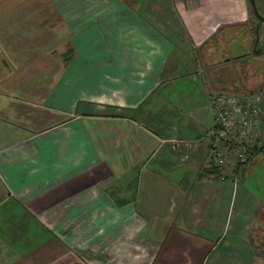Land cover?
Listing matches in <instances>:
<instances>
[{
    "label": "crops",
    "instance_id": "crops-1",
    "mask_svg": "<svg viewBox=\"0 0 264 264\" xmlns=\"http://www.w3.org/2000/svg\"><path fill=\"white\" fill-rule=\"evenodd\" d=\"M149 1L0 0V264H253L263 205L209 156L249 0Z\"/></svg>",
    "mask_w": 264,
    "mask_h": 264
},
{
    "label": "rangeland",
    "instance_id": "rangeland-1",
    "mask_svg": "<svg viewBox=\"0 0 264 264\" xmlns=\"http://www.w3.org/2000/svg\"><path fill=\"white\" fill-rule=\"evenodd\" d=\"M131 4H132V0ZM159 0H150L149 2H152L151 5L154 8L161 9L162 5L163 7L173 6L175 8V16L177 19L179 18L178 16V3H174L172 0H160V4L156 3ZM260 3V6L262 10L264 11V0H258ZM172 11V10H171ZM248 11H249V16H250V22L251 26L255 24V15L253 13V10L251 8V5L248 1ZM262 11V12H263ZM264 15V12H263ZM175 17V18H176ZM165 20L168 23L169 17L165 15H162V17H156V20ZM161 23V22H159ZM162 24V23H161ZM253 28V27H252ZM243 29L240 27L237 29V32L234 33L233 35H229L228 39L225 40V44L222 45V56H226L229 54V56H241L244 54V43L248 41L249 39L246 37V35L242 32ZM252 31V29H251ZM260 42L264 43V24H262V27L260 29ZM262 43L259 45L261 46ZM238 62L232 64L226 71L222 72L225 74L227 78H229L230 84L233 85H238L241 86L243 90L247 89H255V85L257 84V87H262L264 88V59H261L260 61H254L252 60H243V57H238L237 58ZM250 62L251 64H249ZM240 63V68L237 67V64ZM248 64V65H247ZM228 72V73H227ZM228 81V82H229ZM254 86H250L253 85ZM231 91V90H227ZM236 91V90H235ZM240 181L243 183V185L250 191L251 194H253L256 199L259 201H262L261 203L264 204V150L258 153H254L251 161L247 163L246 165L242 166L240 168ZM252 229L250 231V238L252 241V250L254 252L253 255V264H264V207H260V215L258 218L252 223ZM88 228H90L88 226ZM89 234H87L88 236ZM87 236H80L79 235V240L84 241L87 240ZM90 238V237H89ZM113 245L114 243L118 246L117 251L113 250L110 252L112 255L109 257L108 255L104 256V254H100L98 258L93 260L91 256L83 258V256H72L68 257V260L72 262L75 260V264H108V261L110 260L111 262L113 261L112 264H140L139 259L140 257H133L130 258L132 259V262H126L124 260H127L126 253L131 251V246L130 242L127 244L129 247L126 245V243H121L119 241L117 242H112ZM133 243V246L135 248V243ZM110 245V244H109ZM60 247V245H58ZM103 247V243L102 246ZM133 250V249H132ZM105 252V251H103ZM62 252H57L56 256H53L50 258L48 261V264H61L62 261H64L63 257L61 256ZM88 256V255H87ZM109 258V260H107ZM130 259H128L130 261ZM38 260V259H37ZM107 260V261H106ZM32 259H25L21 261L19 264H32ZM45 264V260L38 262V264Z\"/></svg>",
    "mask_w": 264,
    "mask_h": 264
},
{
    "label": "built area",
    "instance_id": "built-area-1",
    "mask_svg": "<svg viewBox=\"0 0 264 264\" xmlns=\"http://www.w3.org/2000/svg\"><path fill=\"white\" fill-rule=\"evenodd\" d=\"M211 100L215 128L209 156L221 180H236V171L264 150V90L220 92Z\"/></svg>",
    "mask_w": 264,
    "mask_h": 264
},
{
    "label": "water",
    "instance_id": "water-1",
    "mask_svg": "<svg viewBox=\"0 0 264 264\" xmlns=\"http://www.w3.org/2000/svg\"><path fill=\"white\" fill-rule=\"evenodd\" d=\"M249 3L251 5V8L253 10V13H254L255 17L258 20L257 37H256V41H255V44H254L253 51H251V49H249L248 51L244 52V54H242L241 56H236L237 58L238 57H246V56H249V54L251 52H253V54H255V55H257L260 52V50H256V47H257L258 41L260 39V34H259L260 23H263L264 24V15L259 10L258 4H257V0H249ZM250 46L252 47V39L249 41V47Z\"/></svg>",
    "mask_w": 264,
    "mask_h": 264
},
{
    "label": "trees",
    "instance_id": "trees-1",
    "mask_svg": "<svg viewBox=\"0 0 264 264\" xmlns=\"http://www.w3.org/2000/svg\"><path fill=\"white\" fill-rule=\"evenodd\" d=\"M257 4H258V7H259L260 12L263 14L264 11L262 10V8H261L260 3L258 2V0H257ZM257 24H258V20L255 17V24L253 25V32H254L255 37H256V25ZM261 26H262V24H261ZM255 40H256V38H253L252 39V47H251L252 49L254 47ZM252 49H251V51H253ZM246 57H247L248 60H252L253 59L254 61H260L261 59H264V51L259 52L257 55H255V54H253V52H251L249 54V56H246ZM254 85H255V83H253V86ZM255 86H256L255 89H247V90L245 89L243 91H246L248 93H252L253 94V93H257V92H260V91H263L264 90V88H262L261 86L260 87H257V84Z\"/></svg>",
    "mask_w": 264,
    "mask_h": 264
},
{
    "label": "flooded vegetation",
    "instance_id": "flooded-vegetation-1",
    "mask_svg": "<svg viewBox=\"0 0 264 264\" xmlns=\"http://www.w3.org/2000/svg\"><path fill=\"white\" fill-rule=\"evenodd\" d=\"M261 24H263V23H260V29H261ZM258 25V24H257ZM257 25H256V37H257ZM253 27V26H252ZM252 29V39L253 38H256L255 37V35H254V32H253V28H251ZM260 29H259V34H260ZM256 41V40H255ZM261 40L259 39V41H258V45H257V47H256V50H260V52L261 51H264V43H262V42H260ZM262 43V45L261 46H259L260 44ZM254 48V47H253ZM252 49V48H251ZM253 50V49H252ZM245 60H248V59H245ZM249 61V60H248ZM249 64H250V62H248ZM248 65V64H247ZM262 202V201H261ZM262 204V203H261ZM263 205V207H264V204H262Z\"/></svg>",
    "mask_w": 264,
    "mask_h": 264
}]
</instances>
